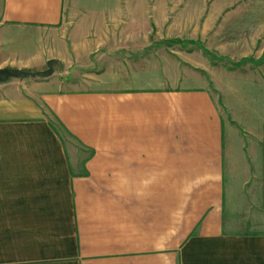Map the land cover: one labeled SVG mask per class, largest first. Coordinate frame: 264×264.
<instances>
[{"label":"crops","instance_id":"0c3cea01","mask_svg":"<svg viewBox=\"0 0 264 264\" xmlns=\"http://www.w3.org/2000/svg\"><path fill=\"white\" fill-rule=\"evenodd\" d=\"M208 1L0 0V69L68 74L0 83V264H264V81L146 50L188 3L253 28Z\"/></svg>","mask_w":264,"mask_h":264},{"label":"rangeland","instance_id":"374dc122","mask_svg":"<svg viewBox=\"0 0 264 264\" xmlns=\"http://www.w3.org/2000/svg\"><path fill=\"white\" fill-rule=\"evenodd\" d=\"M190 4L188 3L184 7L181 6L179 8L178 16L175 17L176 20L172 24L167 23L163 27L161 31L163 39L152 42L151 46L147 47L146 50H172L178 53L179 61L181 59L186 60L189 55L193 54V51L202 55L208 54L211 61L220 64L213 67L215 70L221 66L229 70L227 74L222 73L223 75H227L233 79L245 77L264 81V0H247L246 6L229 9L223 14L239 13V11L241 13L244 11L242 14H252V29H235L233 27L234 24H231L230 27L221 29L220 31L216 22L212 24L214 27L209 30L204 29L205 22L203 20H199V22L194 24L193 20L197 18L196 10H185V7ZM208 50H232L230 52L232 54H249L251 56L241 61H228L224 58H219V55L215 51L209 52ZM249 63H251L252 67H245ZM243 64V70L239 69L238 67ZM44 69L46 70V67ZM54 70H56L54 78H60L58 73L62 74L61 77L65 78L68 75L65 74L66 68L63 66L58 68L57 64H55L53 66ZM241 70L243 73H241ZM222 74L220 72L210 73L211 78H220ZM86 75L89 78H97L100 74L86 73ZM192 75L196 77L207 76L206 73L191 72L190 70L178 73L179 79L183 76L190 77Z\"/></svg>","mask_w":264,"mask_h":264},{"label":"water","instance_id":"95a60500","mask_svg":"<svg viewBox=\"0 0 264 264\" xmlns=\"http://www.w3.org/2000/svg\"><path fill=\"white\" fill-rule=\"evenodd\" d=\"M55 64L57 63L51 62L49 63L47 70L43 72H36V73L26 72V71L17 70V69H10V68L0 69V83H3L9 79H23L24 80V79L48 78L49 76L52 75L53 66Z\"/></svg>","mask_w":264,"mask_h":264}]
</instances>
